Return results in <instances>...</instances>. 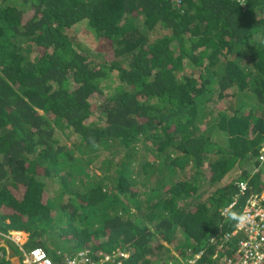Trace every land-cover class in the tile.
Returning a JSON list of instances; mask_svg holds the SVG:
<instances>
[{
    "label": "trees",
    "instance_id": "obj_1",
    "mask_svg": "<svg viewBox=\"0 0 264 264\" xmlns=\"http://www.w3.org/2000/svg\"><path fill=\"white\" fill-rule=\"evenodd\" d=\"M263 147L264 0H0V264L235 262Z\"/></svg>",
    "mask_w": 264,
    "mask_h": 264
},
{
    "label": "built area",
    "instance_id": "obj_2",
    "mask_svg": "<svg viewBox=\"0 0 264 264\" xmlns=\"http://www.w3.org/2000/svg\"><path fill=\"white\" fill-rule=\"evenodd\" d=\"M262 153H264V147ZM241 186L242 190L247 187ZM261 199L262 201L259 202H249L243 210L237 230L232 234V237L238 240V250L235 255L238 260L235 262L230 260L226 264H264V193ZM233 207L234 205L230 208ZM11 240L18 246L22 244V238L19 235H15ZM24 256L23 264H111L115 261L110 257H104L101 262H97L88 253H80L59 262L52 259L43 249L33 250Z\"/></svg>",
    "mask_w": 264,
    "mask_h": 264
},
{
    "label": "clouds",
    "instance_id": "obj_3",
    "mask_svg": "<svg viewBox=\"0 0 264 264\" xmlns=\"http://www.w3.org/2000/svg\"><path fill=\"white\" fill-rule=\"evenodd\" d=\"M264 174V173H263ZM247 183H245V184H242V185H246ZM240 187H242V186H240ZM241 190H242V188H241ZM263 193H264V188L262 187V189H261V191H260V193L259 194H256V195H254L253 197H251V198H249L247 201H246V203H245V205H244V207H243V210L248 206V203L249 202H252V201H255V202H259V201H262V199H261V197H262V195H263ZM241 198V197H240ZM262 206H263V203L261 202L260 203ZM230 209L231 208H229L228 210H227V214L229 213V211H230ZM243 210H242V214H243ZM242 216V215H241ZM241 218V217H240ZM240 218H239V220H240ZM239 220H238V222H239ZM238 222H237V224H238ZM237 230V225H236V228L234 229V231H231L229 234H227L226 235V239L227 240H231V239H235L234 237H232V234L235 232ZM22 232L23 231H11L7 236H6V238H7V240L8 241H10V243H12V244H14V245H16L14 242H13V240H11L15 235H19V236H21V234H22ZM23 233H25L26 234V237H24V241H22V244H20V246H18V245H16L15 247H18L19 249H22L23 248V246L27 243V241H28V239H29V234L28 233H26L25 231L23 232ZM22 237V236H21ZM180 239V238H179ZM178 239V240H179ZM236 241H237V244H238V240L237 239H235ZM6 243V242H5ZM166 244V245H163V244ZM4 244V243H3ZM2 244V247H5L6 249H8L7 250V256H8V258L10 259V253H12L11 252V250H10V248L8 247V244L6 243V245H3ZM161 245H163V246H167V243L165 242V241H163V240H161ZM36 249H43V248H35V249H33V250H36ZM32 250V251H33ZM44 250V249H43ZM46 251V250H45ZM31 252V251H30ZM30 252H28V253H30ZM47 252V251H46ZM9 253V254H8ZM28 253H25V254H28ZM24 254V255H25ZM80 254V253H79ZM132 254L133 253H131V252H126V253H123V254H121L120 255V261H118V263L117 264H127V263H125V262H128L130 259H131V256H132ZM23 255V258L22 259H19L18 261V264H23V260H24V256ZM49 255V254H48ZM78 254H71V255H69V256H67V258L68 257H75V256H77ZM89 255V254H88ZM50 256V255H49ZM90 256V255H89ZM51 257V256H50ZM91 257V256H90ZM92 258V257H91ZM93 259V258H92ZM201 260V255H198V256H196V257H194V259H192V260H190V261H188L187 262V264H197L199 261ZM55 261H57V260H55ZM59 262H62V261H59ZM115 262V261H114Z\"/></svg>",
    "mask_w": 264,
    "mask_h": 264
},
{
    "label": "rangeland",
    "instance_id": "obj_4",
    "mask_svg": "<svg viewBox=\"0 0 264 264\" xmlns=\"http://www.w3.org/2000/svg\"><path fill=\"white\" fill-rule=\"evenodd\" d=\"M93 34H91L90 36L92 37ZM261 38V37H260ZM261 40V39H260ZM91 47H92V52H93V56L96 57L97 60H100L101 62H110L113 60V52H112V47H111V43L109 41H103V40H99L97 41L95 37L92 38V41H91ZM55 189V188H54ZM54 190L51 189L49 192H48V197L51 198V200H54L56 197L54 195ZM208 192V190H207ZM55 204L58 202V199L55 200ZM54 205V203H53ZM78 224V223H77ZM77 224H75V226H77ZM61 243L64 245L65 242L64 240H61ZM3 245H6V243H4ZM163 245H166L165 243ZM67 248V253H72L74 252V250H71V247L72 245L70 244L68 246V244L66 245ZM18 259H14L12 260V263L13 264H18Z\"/></svg>",
    "mask_w": 264,
    "mask_h": 264
},
{
    "label": "bare ground",
    "instance_id": "obj_5",
    "mask_svg": "<svg viewBox=\"0 0 264 264\" xmlns=\"http://www.w3.org/2000/svg\"><path fill=\"white\" fill-rule=\"evenodd\" d=\"M22 234H23V235H22ZM22 234H21V236H22L21 238H22V241H24V237H23V236H26V234L23 233V232H22Z\"/></svg>",
    "mask_w": 264,
    "mask_h": 264
}]
</instances>
